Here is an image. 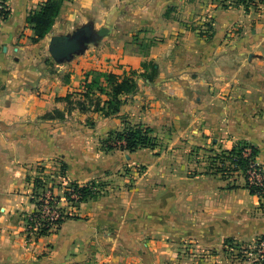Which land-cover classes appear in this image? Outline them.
Wrapping results in <instances>:
<instances>
[{"label": "crops", "instance_id": "0c3cea01", "mask_svg": "<svg viewBox=\"0 0 264 264\" xmlns=\"http://www.w3.org/2000/svg\"><path fill=\"white\" fill-rule=\"evenodd\" d=\"M44 1L8 0L10 14L0 24V264H174L175 250L162 236L130 228L143 224L130 217L133 209L158 193L166 223L183 225L197 240L264 233L259 195L241 178L230 187L233 177L201 171L189 159L194 147L220 151L247 141L259 147L264 166V5L247 11L217 0H64L51 32L34 42L27 17ZM210 20L214 35H199ZM84 24L98 39L71 60L56 61L51 36ZM149 39L145 53L141 44ZM244 48L252 50L238 51ZM143 62L156 73L139 76L137 90L119 96L117 113L103 115L106 94L83 96L89 72L150 73ZM55 110L65 117L44 118ZM126 122L151 126L160 144L103 149L101 141ZM36 177L76 216L27 239ZM94 179L105 182L99 198L78 207L65 199L68 183ZM122 239L133 240L132 247L122 250Z\"/></svg>", "mask_w": 264, "mask_h": 264}, {"label": "trees", "instance_id": "16d2710c", "mask_svg": "<svg viewBox=\"0 0 264 264\" xmlns=\"http://www.w3.org/2000/svg\"><path fill=\"white\" fill-rule=\"evenodd\" d=\"M218 4L223 8H234L243 7L245 10L250 9L258 10L264 5V0H217ZM5 8L0 11V24L9 17L10 9L8 0H4ZM64 0H46L38 8L30 11L27 22L32 25L34 29V35L32 36V41L38 42L42 40L47 34L52 30L56 18L58 17ZM199 35L206 36L208 38L214 35V27L211 21L204 23V28L198 30ZM98 39V38H97ZM153 44V40L148 43L144 42L141 44L145 53H148L149 48ZM151 67V72L146 71L138 72L133 70L129 75L120 76L113 71H101L94 74L89 72L87 74V79L85 82V91L82 93L86 99L94 100L93 95L96 92L100 94H106L109 99L106 101V107H102L103 115L110 116L117 113L122 104V100L119 98L121 94L133 93L138 88V77L146 76L150 79L153 78L156 73L154 65H150L148 62H143V67L145 69ZM93 74V75H92ZM92 75V76H91ZM72 94L69 93L65 98L69 101L71 100ZM78 106L82 110L87 109L86 101L79 100ZM99 109V107H97ZM64 118L65 112L61 110H55L54 113H49L45 115L44 118ZM94 125L95 122L89 120L88 122ZM103 148L105 150H112L114 148H119L122 150H127L129 152H134L140 148L150 147L155 148L158 145V139L154 135V130L151 126L144 125L142 123L131 124L126 122L125 126L121 130H113L109 132L108 139H104ZM250 146L249 154H245L246 149ZM259 147L256 144L248 143L247 141H240L238 144L234 145L230 149H222V151L216 154L217 157L228 158L231 163L235 166L233 169H229V173L233 170H242L246 177L245 186L250 190L251 193L257 194L260 197V204L264 206V182L256 183L249 180V169L252 164L255 165L257 170H261L263 173V167L261 164L257 163V156L259 154ZM62 170L65 172L67 170V164L62 163ZM229 176H225L228 178ZM35 183V193L33 200L37 204V209L33 211V215L40 217L39 207L41 206V198L47 190L46 182L41 179V177H36L34 179ZM230 187H236V185H230ZM71 189V191H70ZM72 193H75L78 197H72ZM64 194L68 197L71 205L79 206L82 202L96 199L101 194V188L97 185L96 180H91L87 183H81L78 181H71L64 191ZM56 197V195H53ZM60 198V196H57ZM63 212H65L63 210ZM70 216L69 213L60 217L57 220H43L42 226L36 237L51 233L58 229L65 218ZM30 222V221H29Z\"/></svg>", "mask_w": 264, "mask_h": 264}, {"label": "rangeland", "instance_id": "374dc122", "mask_svg": "<svg viewBox=\"0 0 264 264\" xmlns=\"http://www.w3.org/2000/svg\"><path fill=\"white\" fill-rule=\"evenodd\" d=\"M240 28L241 27L239 25L238 29L235 30V32H238ZM241 36L242 35H240L239 38ZM149 40L145 42L148 43ZM248 50H252V48L238 49L239 52H245L246 54ZM108 137L109 134L105 139H108ZM102 141H101V146H103ZM159 144L160 143L158 140V145ZM248 149L250 152L251 150L250 146L248 147ZM221 151L222 150L216 151L213 147L211 148V146L204 150H199L197 147H194L190 151V155L193 154L194 156H190L189 159L191 163L194 162L199 163V165L197 166L200 167L201 171H206L208 173L219 175L220 177L223 178H225V176H229L228 178L233 177L231 183L234 182L233 183L234 185H236L237 183L236 182L237 178L239 179L241 178L242 182L246 184V177L242 170H233V172L229 173V169H233V167L235 166L231 163V161L228 158H221L216 156V154L218 152L220 153ZM257 163H259L258 160ZM261 165L264 171V166L263 164ZM136 168L137 169H135L134 171L141 172L144 169V166L138 165ZM96 182L97 185L101 188V194H100L101 196L103 193L102 187L103 185H105V182L102 180L101 181L96 180ZM46 193L55 195L50 189V186L47 188L43 196H45ZM160 196H161L160 193H158V195H154L153 200L147 202V206H145L144 208L133 209L134 211L130 213L131 215L130 217L133 218L135 217L141 220L143 224L142 225H138L137 223L131 224L130 228L132 233H136L137 231L140 230L141 227V230L144 233V235L145 233L147 235V233L153 232V233H157L156 235L158 236H162L160 240L161 243L164 241L169 242V244L175 250L176 254L172 258L171 255H169V259L171 260L170 261L171 263L174 264H264V233L257 234L255 237L249 239H243L229 235L223 239L209 240V243L211 244L209 245V243H206L205 241H200L194 238L192 234H189L188 229L184 228L183 225L178 226L177 223L175 224L166 223V217H168L167 209H163L160 206V200H159ZM41 198L39 199L42 202ZM55 198L59 201V206H60L61 199L57 197V195ZM257 208L258 209L255 210H264V206H261V204ZM61 209L63 208L61 207ZM255 210L254 209L252 210L251 215L256 214ZM67 214L68 213L66 212L65 215ZM70 215L73 214L71 213ZM28 216L25 219L26 223ZM170 216H172V213H170ZM161 219L163 220L162 223H161ZM26 223H25V232L27 239H29V236L32 234V232L31 233L29 232L27 234ZM221 227H223V225L222 223H219V225H217V229L220 230ZM151 235L152 234H149V236ZM36 236L37 235H35L33 238H35ZM120 242H121L120 246L122 250H127L126 246H130L129 245L130 243H134L133 240L125 241L123 239ZM166 261L169 262L168 260Z\"/></svg>", "mask_w": 264, "mask_h": 264}, {"label": "water", "instance_id": "95a60500", "mask_svg": "<svg viewBox=\"0 0 264 264\" xmlns=\"http://www.w3.org/2000/svg\"><path fill=\"white\" fill-rule=\"evenodd\" d=\"M97 40V34L91 24L79 26L71 33L51 36L48 50L58 62L71 60L74 55L86 50L89 43Z\"/></svg>", "mask_w": 264, "mask_h": 264}, {"label": "built area", "instance_id": "2783aa9c", "mask_svg": "<svg viewBox=\"0 0 264 264\" xmlns=\"http://www.w3.org/2000/svg\"><path fill=\"white\" fill-rule=\"evenodd\" d=\"M4 8H5V2L4 0H0V11ZM245 154L246 155L249 154V149H246ZM248 173H249V180L251 182L253 183L264 182V173L261 170H257L254 164H252ZM71 196L75 198L78 197L75 193H72ZM41 199L42 202H41V206L39 207L40 217H37L36 215L35 216L33 215L32 217L31 216L33 214L32 212L27 218V223H26L27 234L29 232L30 233L32 232V234L29 236V239L33 238L35 235L38 234L39 229L42 226L43 220L54 221L65 215V212H63V209H61V207L59 206V201L55 198V196H53V194L46 193L45 196H42ZM65 199L68 202H70L67 196H65Z\"/></svg>", "mask_w": 264, "mask_h": 264}]
</instances>
